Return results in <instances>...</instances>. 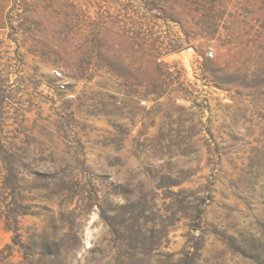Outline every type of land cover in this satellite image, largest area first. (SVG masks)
Returning a JSON list of instances; mask_svg holds the SVG:
<instances>
[{"label": "rangeland", "instance_id": "1", "mask_svg": "<svg viewBox=\"0 0 264 264\" xmlns=\"http://www.w3.org/2000/svg\"><path fill=\"white\" fill-rule=\"evenodd\" d=\"M0 264H264V0H0Z\"/></svg>", "mask_w": 264, "mask_h": 264}, {"label": "built area", "instance_id": "2", "mask_svg": "<svg viewBox=\"0 0 264 264\" xmlns=\"http://www.w3.org/2000/svg\"><path fill=\"white\" fill-rule=\"evenodd\" d=\"M207 54H208V56L211 57L213 53H212V51H208ZM52 74L54 77L58 78V86L60 88H64L65 87V81L63 80V75H62L61 70L58 68H54V69H52Z\"/></svg>", "mask_w": 264, "mask_h": 264}]
</instances>
